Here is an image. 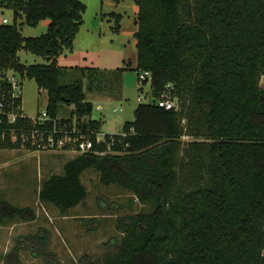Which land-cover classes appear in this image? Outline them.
<instances>
[{
  "label": "trees",
  "instance_id": "1",
  "mask_svg": "<svg viewBox=\"0 0 264 264\" xmlns=\"http://www.w3.org/2000/svg\"><path fill=\"white\" fill-rule=\"evenodd\" d=\"M135 2V70L139 76L151 72L143 83L151 84L154 99L172 86L179 110L164 109L155 100L139 104L135 120L124 124L125 136L106 134L103 143L96 141L103 123L92 119L87 93L120 100L126 67L58 65L61 55L74 50L86 5L81 0L0 2L14 18L0 24V75L14 71L48 91L52 118L73 107L60 120L76 119L89 133L92 150L106 152H87L67 164L64 174L43 182L39 199L61 214L80 206L88 196L81 175L94 167L105 186L128 188L141 202L155 205L122 220L124 238L116 252L85 264H264V0ZM110 18L119 34L123 15L112 12ZM22 20L32 27L50 21L47 33L23 37ZM22 50L48 64H23ZM73 73L81 76L69 82ZM5 102H12L8 95ZM22 128H31L28 118L0 125L6 130L0 149L38 150L22 142ZM112 136L116 142L109 148ZM185 137L192 140L184 143ZM15 212L30 218L22 209ZM5 217L0 211V220ZM32 239L46 246L45 237Z\"/></svg>",
  "mask_w": 264,
  "mask_h": 264
},
{
  "label": "rangeland",
  "instance_id": "2",
  "mask_svg": "<svg viewBox=\"0 0 264 264\" xmlns=\"http://www.w3.org/2000/svg\"><path fill=\"white\" fill-rule=\"evenodd\" d=\"M81 1L86 5V12L76 48L60 58L59 66L110 71L126 67L120 100H107L105 96L87 93L88 100L94 102L92 119L105 123L102 133L120 134L126 122L135 120L139 99L142 98L145 104L151 103L153 95L151 84L144 85L135 70L138 57L134 36L137 31L135 13L139 8L135 0ZM112 12L123 15L119 34L112 29L115 24L110 18ZM4 19L13 23V11L0 8V24ZM49 23L46 20L32 27L22 20L18 24L23 37L35 38L47 33ZM19 58L26 65L48 64L44 58L24 50L19 52ZM80 76L73 73L69 82ZM23 83L25 113L31 117L48 111V91L40 90L29 79H24ZM261 85L264 86V77ZM72 108L65 106L58 118L69 117ZM191 140L185 137L182 141ZM58 152L65 151L31 150L25 146L0 149V200L6 203L0 206V211L7 216L0 220V264H85L101 261L106 255L116 252L124 238L121 224L125 217L155 209L154 204L141 202L128 188L116 184L105 186L101 173L94 167L81 175L88 196L80 206L61 214L55 206L42 203L39 193L43 182L53 175L64 174L67 164L85 155L78 151ZM16 209L24 210L30 218L24 220L16 214ZM36 234L45 237L46 246L32 239Z\"/></svg>",
  "mask_w": 264,
  "mask_h": 264
},
{
  "label": "built area",
  "instance_id": "3",
  "mask_svg": "<svg viewBox=\"0 0 264 264\" xmlns=\"http://www.w3.org/2000/svg\"><path fill=\"white\" fill-rule=\"evenodd\" d=\"M3 0H0V2ZM11 10V9H9ZM13 11V10H11ZM3 24H12L8 19H4ZM152 74L149 71L141 72L139 80L145 82L151 80ZM0 81H3L4 85H0V125L5 121L7 125H14L19 119H29L31 128L19 129L21 133L22 142H30L32 145L40 149L50 150H63V151H78L84 154L93 153L98 156L106 155V152L93 151V141L89 137V133L81 129L77 125L76 119L72 122L61 121L60 118H52L47 111L38 113L35 116H28L23 109V103L19 106L15 105V100L22 99L23 91V79L19 73L14 71L6 72L5 75H0ZM6 88H8L6 90ZM7 91V93H6ZM173 87L168 86V89L161 97L152 100L157 101V104L167 110H179L178 100L172 95ZM8 95L12 102L7 104L5 97ZM145 104L143 99H139V104ZM99 109H102L98 106ZM117 109H114L116 112ZM12 141H17L18 136L16 131H12ZM121 135L125 136L123 133ZM6 130H0V136L4 139ZM98 143L106 141V134H98L96 138ZM116 140L111 137V144L108 145L110 148L114 145ZM67 149V150H64Z\"/></svg>",
  "mask_w": 264,
  "mask_h": 264
},
{
  "label": "crops",
  "instance_id": "4",
  "mask_svg": "<svg viewBox=\"0 0 264 264\" xmlns=\"http://www.w3.org/2000/svg\"><path fill=\"white\" fill-rule=\"evenodd\" d=\"M138 10H139V9H138ZM138 10H137V12L135 13L136 18H137ZM122 20H123V19H122ZM136 26H137V25H136ZM81 29H82V28H81ZM120 32H121V31H120ZM135 32H136V31H135ZM135 32H134V33H135ZM80 33H81V30H80V32H79V34H78L76 40L78 39ZM76 40H75V44H74V50H75V48H76ZM74 50H73V51H74ZM64 55H65V54L61 55V56L58 58V65H59V63H60V62H59V61H60V58H64ZM64 67H70V66L66 65V66H64ZM104 99H107V100H113V99H111L110 97H107V98H104ZM102 100H103V99H102ZM89 101H91V100H89ZM91 102H92V101H91ZM92 103H93V105H94V102H92ZM101 108H102V107H101ZM102 123H103V122H102ZM104 124H105V123H103L102 130L104 129ZM123 127H124V125H123ZM123 127H122V128H123ZM103 131H104V130H103ZM103 131H102V132H103ZM103 133H104V132H103ZM103 133H102V134H103ZM108 134H109V133H108ZM103 135H104V134H103ZM68 152H69V151H68ZM68 152L65 151V152H58V153H68Z\"/></svg>",
  "mask_w": 264,
  "mask_h": 264
}]
</instances>
